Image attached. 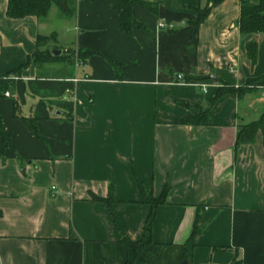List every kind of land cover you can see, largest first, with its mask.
Wrapping results in <instances>:
<instances>
[{"label":"crops","instance_id":"crops-1","mask_svg":"<svg viewBox=\"0 0 264 264\" xmlns=\"http://www.w3.org/2000/svg\"><path fill=\"white\" fill-rule=\"evenodd\" d=\"M145 1L156 11L134 5L126 33L116 0H68L43 18L8 17L0 0L11 139H0V264H124L122 238L141 239L151 210L139 181L165 194L131 264H264V136L235 146L264 112L262 89L244 87L264 74V32H240L241 0H222L196 27L209 0ZM39 35L49 38L40 49L62 53L24 65ZM79 48L97 53L66 55ZM222 87L245 90L211 101ZM206 109L209 124L181 122ZM110 194L109 208L97 198Z\"/></svg>","mask_w":264,"mask_h":264},{"label":"trees","instance_id":"trees-1","mask_svg":"<svg viewBox=\"0 0 264 264\" xmlns=\"http://www.w3.org/2000/svg\"><path fill=\"white\" fill-rule=\"evenodd\" d=\"M68 0H7L6 14L11 18H20L28 15H34L37 18H43L47 15V12L52 4L64 3L66 4ZM222 0H209L204 8H196L197 19L194 21L195 27L203 21V19L209 13V10L221 2ZM140 4L151 11H156V4L148 2L145 0H116L117 8L121 12V23L120 29L126 33L131 32V25L133 23V18L131 15V9L134 5ZM68 13L69 10L66 9ZM238 26L242 34L264 32V0H257L256 2H251L249 0H241L240 2V16L238 19ZM49 41V38L46 36H37L36 43L37 48L34 53L28 57V64L30 61H33L36 66L41 65L42 63L52 60L53 57L49 50L40 49L42 45H45ZM246 57L251 64L255 62L256 53H257V43L255 41H248L245 45ZM68 57L76 55L78 58L85 59L91 54L97 53V50L93 49H77V51H68ZM63 55H65L63 53ZM62 55V56H63ZM254 84H264V74L258 77L249 78L246 83ZM9 77L8 74H0V99L4 97V92L8 89ZM231 88L223 89L218 88L215 96L211 101H215L218 97L224 94L227 91H230ZM232 91H237V89H231ZM209 109L201 111L199 115L189 117L181 122L192 123L193 125L209 124L210 121L207 118V113ZM27 127L31 132L40 136L37 129L36 120L34 118L22 117ZM260 131L264 136V112L261 116L250 123L244 124L240 127L239 132L237 133L235 139V146L245 143L254 142L257 132ZM0 139L5 147L11 146V139L9 133L4 129L1 118H0ZM139 188L142 193L146 196L147 202L151 205L150 213L145 221L144 232L141 239L135 242H129L124 237L122 238V243L126 250V261L124 264H131L137 254L141 251L143 247L151 241V223L154 216L155 207L157 204L164 201L165 191L160 197H153L152 194L147 190L145 184L142 181H139ZM112 194L107 198H97L103 201L109 208L112 201ZM114 218L117 221L116 214L113 212ZM198 226L196 222L193 225L191 235L197 233Z\"/></svg>","mask_w":264,"mask_h":264},{"label":"water","instance_id":"water-1","mask_svg":"<svg viewBox=\"0 0 264 264\" xmlns=\"http://www.w3.org/2000/svg\"><path fill=\"white\" fill-rule=\"evenodd\" d=\"M60 6H62L63 8H65V4L64 3H60ZM61 53H62V49H60V48H56V49H52V51H51V54L53 55V56H59V55H61ZM177 76V78H181V76L178 74V75H176ZM212 79H216V76L215 75H213V76H210ZM56 114H59L60 112H55Z\"/></svg>","mask_w":264,"mask_h":264},{"label":"rangeland","instance_id":"rangeland-1","mask_svg":"<svg viewBox=\"0 0 264 264\" xmlns=\"http://www.w3.org/2000/svg\"><path fill=\"white\" fill-rule=\"evenodd\" d=\"M52 51V49L50 50V52ZM63 61H65L66 62V60L65 59H62ZM245 88L246 87H252V88H255V89H258V88H260V89H262V91L264 92V84H254V83H252V82H250V83H246L245 84V86H244ZM223 89H228V88H225V87H222ZM245 89H239V90H237V91H239V92H241V91H244Z\"/></svg>","mask_w":264,"mask_h":264},{"label":"built area","instance_id":"built-area-1","mask_svg":"<svg viewBox=\"0 0 264 264\" xmlns=\"http://www.w3.org/2000/svg\"><path fill=\"white\" fill-rule=\"evenodd\" d=\"M159 25H160L161 27L164 26L161 22L159 23ZM169 28H173V25L170 24V25H169ZM74 80H75V79H74ZM198 85L201 87V89H202L203 91H206L207 84H205V83H199ZM4 94H5L6 96H10V93H9L8 91H6Z\"/></svg>","mask_w":264,"mask_h":264}]
</instances>
